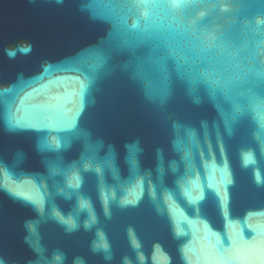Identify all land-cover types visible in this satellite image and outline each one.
<instances>
[{
    "label": "water",
    "instance_id": "1",
    "mask_svg": "<svg viewBox=\"0 0 264 264\" xmlns=\"http://www.w3.org/2000/svg\"><path fill=\"white\" fill-rule=\"evenodd\" d=\"M173 2L0 0L3 264H264V0Z\"/></svg>",
    "mask_w": 264,
    "mask_h": 264
},
{
    "label": "clouds",
    "instance_id": "2",
    "mask_svg": "<svg viewBox=\"0 0 264 264\" xmlns=\"http://www.w3.org/2000/svg\"><path fill=\"white\" fill-rule=\"evenodd\" d=\"M180 3H181V0H174V2H173V7H180ZM23 51H25V52H28V51H30V48H28V49H23ZM8 56L10 57V58H13L14 56H15V53L13 52V51H8ZM0 264H3V262L2 261H0Z\"/></svg>",
    "mask_w": 264,
    "mask_h": 264
}]
</instances>
